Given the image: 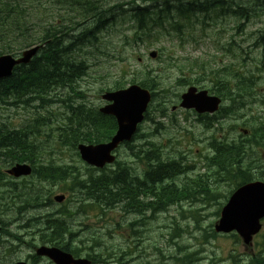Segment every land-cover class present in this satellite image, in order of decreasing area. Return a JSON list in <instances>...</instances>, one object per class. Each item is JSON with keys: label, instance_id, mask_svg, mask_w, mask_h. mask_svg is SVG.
Segmentation results:
<instances>
[{"label": "trees", "instance_id": "16d2710c", "mask_svg": "<svg viewBox=\"0 0 264 264\" xmlns=\"http://www.w3.org/2000/svg\"><path fill=\"white\" fill-rule=\"evenodd\" d=\"M49 1L62 4L65 12L56 16L53 22H46L41 28L35 29L36 20L45 10L41 8L40 0H0V54L12 51L13 46L24 48L33 43L44 44L35 65L32 64L31 71L18 76L13 82L12 78L0 82V102L16 99L17 102L23 103V107L33 106L32 108L38 103L39 112L35 113L38 116L20 131L32 130L34 134L37 128L43 126V121L54 117V107H59L56 103H60V115L66 117L59 132L62 144L75 150L78 142L107 141L116 128L114 119L98 113L90 104H85L75 82L87 73L88 65L83 55L90 53L92 49L100 52L98 47L100 33L116 30L124 17L122 18V13L118 14L117 3L113 4L112 0ZM134 4V1L129 4V18L135 24V29L146 37L157 35L154 28L156 26L163 28L165 18H172L171 14L179 20L188 21L191 16L198 13L213 12L224 15L230 11L228 16L243 21V24L238 26L243 28L244 23L256 16L259 11H264L261 0H239L235 6H231L234 8L228 5L227 0H173L164 2L160 7ZM123 39L128 40V37L125 35ZM261 39L264 40V33ZM244 66L225 64L215 69L203 64L194 78L196 82L201 81L204 75L212 78L217 94L227 100L226 105L219 110V116L224 118V127L219 126L216 134L212 135L209 142L212 154L206 157L208 167L212 170V177L217 182L229 179L244 183L254 175L264 176V122L257 120L258 117L250 112V108L259 97L257 87L260 84H257L258 77L255 71L264 73V60L249 70L243 69ZM206 70L210 71L206 73ZM143 72L145 73L139 77L141 86H158L161 72L155 75L146 69ZM192 72L191 70L190 73ZM123 79L124 71L118 80L111 82V87L119 88L123 84ZM186 79L190 77L181 76L178 81ZM64 90L68 91L65 97L57 94ZM34 101L37 103L34 104ZM259 101L264 103L263 97H260ZM41 109L49 114L47 118L40 115L43 114ZM242 109H246L244 112L248 113L239 114ZM4 124L0 118V149L2 147L9 149L12 146L13 150L17 151L16 159L30 162L38 159L39 153L34 146L36 145L34 141L37 143L36 138L25 146L23 144L27 141L26 136L22 135L19 129L6 128ZM239 128L248 129V134H242ZM38 149L40 150L39 145ZM162 156V152H159L154 144L147 147L141 157L146 166L144 178L133 179V182L128 181L130 176L122 178L119 165L117 166L119 169L113 173L102 170L98 175L89 173L87 177L82 178L75 172L76 170H71L73 167L69 165L61 167L49 164L48 172L43 168L38 176L47 177L52 183L68 185L70 191L82 193L95 205L107 206L110 200L114 203L126 200L127 208L140 213L150 211L151 208L162 211L183 197L193 195L185 182L181 187L173 184L184 172L181 162L176 159L163 160ZM260 164L263 166L260 167ZM194 183L199 187L197 193L211 192L210 186L204 184L202 178L195 180ZM77 198L75 203H67L64 207L71 216L83 208L80 197ZM26 202L28 205L34 204L36 197L29 195ZM53 217L49 215L40 222L42 231H46L40 236L43 243L55 244L74 255H79L85 247L82 241L76 243V239L73 240L75 237L71 222L66 221L65 215ZM38 224V220L31 219L32 228Z\"/></svg>", "mask_w": 264, "mask_h": 264}, {"label": "rangeland", "instance_id": "374dc122", "mask_svg": "<svg viewBox=\"0 0 264 264\" xmlns=\"http://www.w3.org/2000/svg\"><path fill=\"white\" fill-rule=\"evenodd\" d=\"M46 8L49 9L47 12V20H51L53 16L56 14H62L64 11V7H60V5L57 4H53L51 7ZM261 20L262 22L249 23L241 33H237V29L235 30L238 24L234 22V18H221L219 23H217V21H208L209 23L203 28V34L201 20L193 17L192 22L194 27L189 30L190 36L184 37V40L176 37H166L148 47H146L145 44L137 43L132 47L129 46L122 48L121 57L124 59L123 65L116 63V61L112 59V54H115L120 48L119 45H115L118 44V38L112 33H105L101 36L98 42L100 52L92 51L94 54H86L89 57V68L87 74L78 81L79 83H77L78 85L76 86V89L79 92H84L88 101L100 105L102 104V100L100 98L101 94L98 93L99 88L105 87L107 84L118 80V75L123 70L127 73L125 80H128L129 73L134 72L135 70L140 71L146 67L155 68L159 66L155 58H150L148 53L150 50H156L157 47L163 46L165 49L162 57L163 60H167L166 62L170 63L171 70L165 72L163 76L158 77V80L168 89V92L166 93L168 94L167 98L174 101L176 99L175 94L182 93L188 86L177 85L176 78L177 76H180L178 68L180 67L186 71L191 70L187 67L188 63L191 61H196L198 64L203 63L206 66L211 67H218L225 64H233L236 67H241V65L244 64L245 66L243 69H252L256 64L259 65L260 62L264 60V50H261V47L254 48L252 47V44L255 41L253 33L264 32V15H262ZM231 41L233 42V45L230 46V51H225L224 47H229L228 45ZM102 52L104 53L101 54ZM168 55H172L173 58H168ZM127 85L128 82L125 86ZM257 90L260 93L259 96L262 95L264 98V85H260ZM67 93L68 91L64 90L59 96L65 97ZM172 105L173 103H168L169 107ZM57 108V106L54 107L55 110H57ZM255 109L260 114L264 113L263 105H256ZM10 114L12 116L13 112H10ZM151 115L153 116V120H147L142 124V133H150V140L161 143L173 154L181 152L186 157L188 163H196L197 165L201 164L202 154L196 155L195 152L201 151L203 144L201 140L204 135L202 129L195 124L193 121L194 119L190 114L185 110L176 108L172 112L168 110L167 117L162 119L159 118L156 113H152ZM22 117L28 118L29 116L23 115ZM18 119L19 116H16L15 120ZM157 121H160L163 127H157V125L154 124ZM156 128L157 132L155 131ZM44 132H47V141L44 142L46 145V155L44 157L49 162H52L54 165H60L61 163L79 165L76 155L68 146H62V149H58V146L56 145L57 131L54 130V127H52L51 130L46 129ZM119 150L120 157L128 160V153L124 154L123 149ZM49 151H51V153H49ZM26 180H30L31 182L18 184L31 187L35 184L36 189L41 190L44 197L45 195H49V197L52 198L55 194L60 193L56 187L47 186L37 178ZM177 183L180 184L179 181ZM45 190H47V192H45ZM219 190L222 192L224 191L222 188H219ZM220 200L222 199H219V201ZM180 206H176L177 208L172 206L168 212L160 214L155 221H152L149 226L154 232H151L150 235L162 231L163 239L167 238L168 233L175 226L172 222H175L179 224L181 228H186L188 231L183 234V242L186 244L192 243L190 247L196 249L199 246L195 239L203 235V230L208 229L207 226L214 219L212 214L216 212L217 204L212 203L209 205L200 202L181 201ZM202 207L203 218L200 221V229L194 230V222L191 219L181 218L179 213L183 210L185 211L184 214H187L190 210H201ZM55 208H57V206L53 205L52 209ZM36 211H34L35 213L33 215L44 213L45 209L42 211ZM106 212L104 214L101 209L89 207L85 216L75 215L71 221L74 231H80L82 227L87 225V232L92 233L94 236L87 235L86 238H100L102 240L101 246L98 247L99 250L92 249L89 252H106L103 256H100L107 261V264H118L117 260L120 258L122 259V264L127 260H132L133 262L131 264H161L162 258L155 249H149L147 252H140L138 248V251L131 255L122 256V251L127 252V232L124 229L115 227V222L126 218L122 216V212L119 210L111 212V216L110 213L106 215ZM30 215H32V213L26 212L23 217L26 218ZM136 220L139 221L140 218L137 217ZM23 223L24 221H19L17 225H22ZM193 231L194 234L190 235L189 232L193 233ZM26 232L27 231H20L19 235H23ZM189 238H191V240ZM23 240H31V243H38L33 239L31 232H29L28 237H24ZM136 243L140 244L141 241ZM232 243L235 242L232 241ZM160 244H163V242L160 241ZM229 244L230 243H226V245ZM14 245H16L18 250L15 255L24 258L28 253L26 245L20 242L17 243L16 241L14 242ZM88 245L92 246V241L90 239H88ZM221 246H224V244L221 243ZM159 247H161L162 253L165 257L171 255L173 251L172 248L165 246ZM86 252L88 251H83L81 256ZM205 255L209 256L208 254ZM12 256L6 255L0 250V264H5V261ZM208 258H210V256ZM204 262L205 261H201L200 263Z\"/></svg>", "mask_w": 264, "mask_h": 264}, {"label": "water", "instance_id": "95a60500", "mask_svg": "<svg viewBox=\"0 0 264 264\" xmlns=\"http://www.w3.org/2000/svg\"><path fill=\"white\" fill-rule=\"evenodd\" d=\"M36 50L31 49L26 53L30 57ZM154 56V53H151ZM13 61L10 57L0 58V75H5L11 68ZM112 103L101 108L100 111L116 116L118 130L109 143L96 146L79 145L81 156L87 162L102 166L105 162H111L113 157L110 151L122 140L129 139L136 124L142 119L147 102L150 99L149 92L141 89L137 85H132L127 89L106 93L102 96ZM219 99L216 97H206L205 92L194 94V88H190L184 94V104L186 106L207 104L206 109L212 111L217 108ZM29 169L24 165H18L13 173L19 175L28 173ZM63 196L55 197L62 200ZM264 216V183L255 182L243 186L229 200L222 211V217L217 230L229 231L236 229L245 241L250 239V235L259 229L258 219ZM38 254H44L54 260L56 264H88L85 259L73 260L68 253L61 252L54 248H40ZM23 264V263H17Z\"/></svg>", "mask_w": 264, "mask_h": 264}, {"label": "bare ground", "instance_id": "6f19581e", "mask_svg": "<svg viewBox=\"0 0 264 264\" xmlns=\"http://www.w3.org/2000/svg\"><path fill=\"white\" fill-rule=\"evenodd\" d=\"M252 6V5H251Z\"/></svg>", "mask_w": 264, "mask_h": 264}]
</instances>
